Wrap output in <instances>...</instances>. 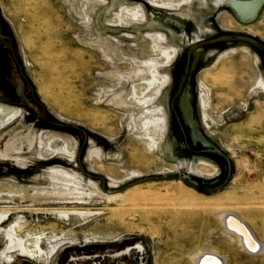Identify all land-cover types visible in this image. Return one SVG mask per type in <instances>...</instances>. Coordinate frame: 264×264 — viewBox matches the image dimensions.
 Returning <instances> with one entry per match:
<instances>
[{"label":"rangeland","instance_id":"1","mask_svg":"<svg viewBox=\"0 0 264 264\" xmlns=\"http://www.w3.org/2000/svg\"><path fill=\"white\" fill-rule=\"evenodd\" d=\"M215 1L0 0V264H264V2L242 20L230 2L255 0ZM222 36L262 48L196 50L172 103L188 49ZM228 213L260 254L224 233Z\"/></svg>","mask_w":264,"mask_h":264},{"label":"bare ground","instance_id":"2","mask_svg":"<svg viewBox=\"0 0 264 264\" xmlns=\"http://www.w3.org/2000/svg\"><path fill=\"white\" fill-rule=\"evenodd\" d=\"M262 2H264V0H255L251 4H240L237 2H233L232 8L238 13V16L240 18H242L243 20H248L255 15L256 11L258 10V8ZM152 4L154 5L155 8H160L162 6V5L156 4L154 2H152ZM196 58H198V57H196ZM170 59H172V57ZM167 82H168V80H166V82H164V84ZM156 83L157 82L154 79L149 85L154 86V84H156ZM257 87L260 91H264V82L259 81ZM158 88L160 89L161 87L159 86ZM183 101H186L185 94L183 97ZM112 104L122 105L118 101H113ZM125 109H129V108L126 107ZM185 111H186V109H185ZM11 113H12V111L10 109L0 106V120H1V116H4L6 114H8L10 116ZM186 117L188 119L189 114H187ZM159 122H160V120H159ZM156 134H158V133H156ZM27 145L29 148L32 146V143L30 140H29ZM57 214L62 215V216L68 215V213H63V212H57ZM4 216H6V215L0 216V222L4 219ZM221 222H222L223 227H224V233L227 236H231V237L238 239V241L241 244V247L245 253L250 254V255H257V254H260L262 252V250H263L262 245L256 239V237H255L254 233L251 231V229L247 226V224L241 218H239L233 214L228 213V214H225L221 217ZM239 224H242L246 231L243 230V228H241L239 226ZM9 243H10V246H12L13 248H15V247L19 248L21 250V253L26 254V256L34 257L36 254L41 255V250L39 247V243H40L39 240H27L26 246H25V244L23 245L22 242L15 241L13 239L12 235H10V233H9ZM194 264H223V261H222V258L218 255H215L213 253H203L194 259Z\"/></svg>","mask_w":264,"mask_h":264},{"label":"water","instance_id":"3","mask_svg":"<svg viewBox=\"0 0 264 264\" xmlns=\"http://www.w3.org/2000/svg\"><path fill=\"white\" fill-rule=\"evenodd\" d=\"M226 42H229V43L230 42H241V43H246V44H248V45H250V46H252L254 48H259V49L262 48V46L256 40H254L252 38H249V37H243V36H222V37H219L217 39L208 40V41H205V42H201V43L194 44L193 46H191L188 49V52H187V61H186V65H185L184 75H183V78L181 79V82H180V84L178 86V90H177L176 96L172 100V103L180 95V93L182 91L183 85H184V83H185V81L187 79V76L189 74V71H190V59H191V56L193 55V53L196 50H199L200 48H203V47H206V46H210V45H214V44H218V43H226ZM19 70H20V67H19ZM20 74H21V71H20ZM30 90H31V95H32L33 99L35 100L34 95H33V89L31 87H30ZM38 105L41 108L40 118L43 121H45L48 124H50L52 126H55V127L72 128V129H75V130L79 131V129L76 128V127H74V126L61 125V124H58V123L50 122L49 120H47V118L44 115V111H45L44 107L41 104H39V103H38ZM173 112L175 114V118H176V121L178 123V126H179V128H180V130H181V132L183 134L185 146H186V148H188L186 136H185L184 130L182 128V125H181V123L179 121V118H178L177 114L175 113V110L174 109H173ZM189 125H192L191 115H190V119H189ZM82 134H83L84 139H85L84 140V143H83V146H84L85 141H86V134L84 132H82ZM197 153L212 154V155L219 156V157H221V158H223L225 160V162L228 164V166L230 165L227 156L225 154H223L220 150H204V151H200V152H197ZM78 165H79L80 172H81V174L83 176H86V177H88V178H90L92 180H99L101 182L102 190H104V188H105V181H104V179L102 177L89 175V174H87L84 171V169H83V167L81 165V162H80V154L78 155ZM153 179H156V178H148V179H145V180H153ZM181 179L182 180H185L184 177H181ZM145 180H140L139 182L145 181ZM106 193H111V192L110 191H106ZM239 226L241 228H243V230H245V228H244V226L242 224H239Z\"/></svg>","mask_w":264,"mask_h":264},{"label":"crops","instance_id":"4","mask_svg":"<svg viewBox=\"0 0 264 264\" xmlns=\"http://www.w3.org/2000/svg\"><path fill=\"white\" fill-rule=\"evenodd\" d=\"M215 1V0H214ZM216 2V4L218 3L217 1H215ZM214 2V3H215ZM153 7H154V5H152ZM155 8V7H154ZM6 108V107H5ZM8 114H6V115H4V116H1V120H2V124L4 125V124H8L9 123V119H8ZM222 224V223H221ZM223 225V224H222ZM223 229H224V227H223ZM228 237H231V236H228ZM231 238H234V237H231ZM234 239H236V238H234ZM237 240V242L239 243V241H238V239H236ZM242 248V247H241ZM242 251H243V249H242ZM244 252V251H243ZM245 253V252H244ZM213 254H215V253H213ZM245 254H247V253H245ZM215 255H217V254H215ZM248 255H250V254H248ZM199 256V255H198ZM219 256V255H218ZM197 257V256H196ZM221 257V256H220ZM222 258V257H221ZM222 261H223V264H226V261H225V259H223L222 258ZM225 262V263H224Z\"/></svg>","mask_w":264,"mask_h":264},{"label":"flooded vegetation","instance_id":"5","mask_svg":"<svg viewBox=\"0 0 264 264\" xmlns=\"http://www.w3.org/2000/svg\"><path fill=\"white\" fill-rule=\"evenodd\" d=\"M233 2H237V3H240V4H251V2L250 3H248V2H238V1H231L230 2V6H231V8H232V3ZM233 9V8H232ZM233 11L235 12V14L238 16V13L233 9ZM257 12V11H256ZM240 19H242V18H240ZM243 20V19H242Z\"/></svg>","mask_w":264,"mask_h":264}]
</instances>
